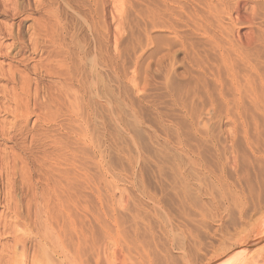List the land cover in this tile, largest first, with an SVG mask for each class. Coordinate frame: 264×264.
<instances>
[{"label":"rangeland","instance_id":"1","mask_svg":"<svg viewBox=\"0 0 264 264\" xmlns=\"http://www.w3.org/2000/svg\"><path fill=\"white\" fill-rule=\"evenodd\" d=\"M63 5L62 18L84 58L81 64L76 61L83 66L69 82L78 98L74 125L67 112L69 95L65 88L59 92L66 80L54 63L31 52L32 18L22 23L18 36L16 25L24 16L8 17L0 0V30L12 24L14 31L12 42L0 40L9 45L0 64L24 72L31 81L30 97L37 92L45 108L40 122L33 115L28 127L17 124L21 131L15 133L14 146L17 152L22 147L25 172L13 180L19 211L33 209L28 206L33 191L40 198L49 196L47 222L63 253L80 264H117L119 255L133 261L128 248L141 246L151 257L145 264H204L229 250L236 258L232 264L259 260L264 256V172L257 164L250 167L248 181L254 188L247 191L235 116L223 107H230L232 97L226 94L223 102L214 92V79L202 74L217 62L207 41L195 36L187 17L165 0H102L103 39L89 26L96 14L88 0H63ZM181 5L186 12L194 7L188 1ZM100 60L106 64L102 71ZM237 68L240 76L245 74ZM97 70L103 72L101 85ZM4 88L10 85L0 80V92ZM4 102L0 94V104ZM0 116L8 131L12 117ZM4 145L0 141L1 149ZM5 182L3 173L0 264H34L36 241L25 236L24 227L18 228L21 252L11 253L14 224L3 206ZM116 217L125 241L118 232L114 247L109 233L112 226L115 230L110 218ZM50 255L48 264H59L56 252Z\"/></svg>","mask_w":264,"mask_h":264},{"label":"bare ground","instance_id":"2","mask_svg":"<svg viewBox=\"0 0 264 264\" xmlns=\"http://www.w3.org/2000/svg\"><path fill=\"white\" fill-rule=\"evenodd\" d=\"M88 1L96 14V18L90 24L86 18H83V22L85 24L88 22L89 26L96 31L98 38L103 39L102 36L104 34L105 26L101 9L102 0ZM165 1L177 7L178 10L187 17L185 20L192 25V29H194L195 32L194 35H199L203 38V41H207L209 46L207 48L215 55L217 61L216 65L213 68H209L207 65V67L202 66L208 69L206 73H204L205 70H201L203 71V75L205 74L206 77L207 75L211 76L214 79V92L216 91V94L223 102L226 101L224 99L226 94H229L232 97L230 107L226 103L223 107H225L224 111H226V113H228L227 109H230L235 116L233 124L235 135L240 139L238 146L241 153L240 164H242V180L245 182L244 187H249L246 189L249 191V189L254 188L250 185V181H248V170L253 169L250 167L257 164L264 172V0ZM184 1L186 3L188 1L194 6L191 11L186 12L184 7H182L183 5H181V2L184 3ZM60 4L63 5V0H32V2L31 0H28L25 4L19 3V0H1L2 11L3 13L5 12L8 17L16 18L24 16L16 25L18 29L16 33L18 36L20 35L21 30H23L21 29L23 26L22 23L29 18H32V21L30 20L32 22L31 26L29 25L32 28V33L31 37H28V43L32 50L31 52L40 55L41 60H43V57L45 56L47 63H54V66L60 71L61 78L63 77L64 80H66V85H61L59 87V92L62 93L63 88H65V95H69V98L67 97V112L71 117L72 125H74L78 118V98L76 88L73 84H69V82H71L70 79L73 78V71L75 69L79 70L80 67L83 66L81 65L80 67H77L78 62L81 64L82 59L84 58L79 55L78 49L80 48V45L75 41V35L68 31L66 22L62 18L61 10L59 9ZM247 8H250V12L248 11V13L246 12ZM34 12L42 13L43 17H31V13ZM76 15L78 14L76 13ZM186 23L184 22V24ZM5 29V32L0 30V40L6 38L12 42L11 39H14L12 24ZM15 41H17V39ZM12 45L14 44H11L10 46ZM8 46H4L0 42V57H8L9 51H5ZM24 57L25 61H28L26 60V55ZM23 62L24 61L21 63ZM214 62L215 60L213 63ZM202 63L203 62L201 61V65ZM213 63L211 64L213 65ZM237 66L241 67L242 70L244 69L245 74L240 76L238 74ZM105 67V62L100 60L98 70L100 68L102 71ZM43 69L44 64L42 63L39 72H42ZM98 70L95 71L96 80L97 85H101L103 84V72L100 73ZM0 80H3L10 85V89L4 88V90L0 92L6 102H4L6 105L0 104V113L7 114V116L9 115L14 121L10 124V128L7 129L8 131H6V128L1 125L3 120H0V141L5 143L4 147L2 149L0 148V176L3 173L6 176L5 188L3 189V200L5 196L6 199L3 206L7 213L10 214L12 223L14 224L12 225L11 253L15 254L14 252L16 249L21 252L18 247L20 245L22 246L23 243V240H21L23 237H21L20 231L21 228L24 227L23 231L25 236L32 235L33 239L36 241V250L32 256V258H34V264H48L49 257L47 256L52 253L55 254V252L56 256L58 255V257H60L59 260L56 258V263L59 261V264H80L75 257L72 256L70 258L63 253L59 239L47 222V218H49V204L47 197L49 196L42 194L40 198L38 193L32 190L33 193H31V199H29L30 204L28 206L31 205L33 209H30L31 206L29 207L30 210L27 208L28 212H25L26 215L19 211L18 201L14 196L15 188L13 180L17 174L25 177V172L23 169L24 159L19 152L22 147L17 148V152L16 147L14 146V138L16 137L15 133L28 127L31 116L34 115L37 121L41 120L45 108L44 103L42 102V99H39V94H37V92L34 96L30 97L29 93L31 88L29 90V86L31 81H28L24 72L19 71L10 65L0 64ZM37 90L38 89H36V91ZM18 122H21L20 130L17 129ZM198 126L207 130L204 124ZM73 133L76 135L75 132ZM8 144L12 146L6 147ZM176 175L179 177L182 176V172L179 168H176ZM250 192H248V194H250ZM240 194L242 196L240 204L241 207H243L245 197L243 192ZM3 213L6 212L3 211ZM2 218L3 215H0V219ZM24 218H28L31 224L33 222L34 229L31 228L32 231L29 229V224L24 221L26 220ZM115 219L110 218L111 221H115V230H113L114 226H112L111 232L109 233L113 246L116 243V237L119 234L120 236L123 234L121 231V233L119 232V220L117 221V217ZM20 223H22V225ZM20 226L21 228L19 230L18 228ZM261 227L264 226L262 225ZM121 237H123L124 240L125 235H122ZM119 241H121L120 238ZM232 251L233 250L224 251V253H221L216 257L214 256L210 261L204 264H232L230 261L236 259L235 257L232 258ZM119 252L120 251H118V253ZM130 252L135 254V260L131 261L125 255H119V260L115 259L118 261L117 264H145V260L149 261L151 259L150 254L147 253L148 251L145 247L128 248V254H130ZM51 257L52 255H50V258ZM49 260L51 261V259ZM10 262L12 263V261ZM246 262L247 260H244V262L237 264H246ZM247 264H264V256H260L259 260Z\"/></svg>","mask_w":264,"mask_h":264}]
</instances>
